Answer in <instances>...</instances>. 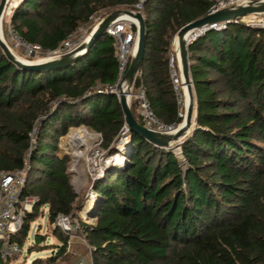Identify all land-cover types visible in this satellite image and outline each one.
Wrapping results in <instances>:
<instances>
[{
    "label": "trees",
    "instance_id": "trees-1",
    "mask_svg": "<svg viewBox=\"0 0 264 264\" xmlns=\"http://www.w3.org/2000/svg\"><path fill=\"white\" fill-rule=\"evenodd\" d=\"M138 1L19 0L10 23L24 41L54 49L101 9H138L145 38L134 87L143 84L163 122L179 123L170 43L180 26L207 13L209 3L142 0L137 8ZM187 56L194 116L179 142L183 158L126 131L129 161L92 180L97 219L78 223L92 264H264V27L232 20L209 28L188 43ZM117 76L115 40L106 30L75 61L46 70L16 65L0 47V170L27 161L21 195L37 197L12 241L24 243L43 204L51 222L58 213L76 215L70 156L57 155L58 139L86 124L114 150L124 114L116 93L97 88ZM134 102L130 108L141 122ZM53 233L61 241L57 249L23 264L68 257L69 236L58 226ZM10 258L0 257V264Z\"/></svg>",
    "mask_w": 264,
    "mask_h": 264
},
{
    "label": "built area",
    "instance_id": "built-area-1",
    "mask_svg": "<svg viewBox=\"0 0 264 264\" xmlns=\"http://www.w3.org/2000/svg\"><path fill=\"white\" fill-rule=\"evenodd\" d=\"M141 1L142 0L136 2L135 5L137 8H141L142 6ZM205 1L209 3L207 13H210L224 7L247 5L250 3H256L264 0H205ZM93 16L94 14L90 16L91 20L93 19ZM100 20L101 18L98 19V21L96 20L92 24L93 25L92 29H94V27L98 24ZM233 21H241L249 25L264 27V11H255V12L243 14ZM226 23L227 21H220V22H213L211 24L203 25L197 28L196 30H194L191 34V39L189 38L188 40H192L197 35L205 32L209 28L224 27ZM137 28H138L137 19L135 18L134 20L128 17H119L113 20L106 28V31L110 35H112L115 40L116 56L118 60V76H117V80L114 83L107 84L104 87H98L97 90L112 91L116 93V95H118L119 82L121 78L124 76L127 66L129 64L130 57L135 50L136 40H137ZM18 38L31 50L46 52V54H48L47 56H42L39 59V61L50 57L58 56L63 53H67L85 40V39L83 41L80 40L79 37L74 36V33H72L54 49H43L39 44L28 43L23 39H21L20 37ZM174 45H175L174 46L175 54L174 55L171 54L169 59V74L178 104V115H180L183 118L187 106L185 101L186 83L183 80V76L179 65V60L177 59V44ZM137 74H139V71ZM133 83L129 88L128 101L131 98H133L136 101L137 110L141 119V123L146 127H148L149 129H153L156 131H161V132L173 131L175 129V126L179 123L163 122L154 113L143 84H139L134 87ZM31 140L33 141L34 139ZM177 155L183 158L180 148H178ZM26 167H27V161L24 162V165L22 167H17L11 171L0 170V257L3 260H6L8 257L13 255L19 256L23 253L24 250L23 246L15 241H12L10 239V235L11 233L19 230V228L22 225L26 211H30L33 207V204L37 200V197L34 194L21 195V189L25 182ZM93 192L95 193L94 190ZM43 205H45L46 210L48 212V205L47 204H43ZM53 224L59 226L62 230L65 229L70 230L71 225H73L70 219V215L64 213H58L55 216ZM32 244H34V241Z\"/></svg>",
    "mask_w": 264,
    "mask_h": 264
},
{
    "label": "rangeland",
    "instance_id": "rangeland-1",
    "mask_svg": "<svg viewBox=\"0 0 264 264\" xmlns=\"http://www.w3.org/2000/svg\"><path fill=\"white\" fill-rule=\"evenodd\" d=\"M13 1L14 0H10L4 12L3 26L0 27L1 37L10 46L12 51L20 58L28 62L39 61L42 56H47L48 54H46V52L33 51L28 48L12 29V25L10 23V11L19 0L17 2ZM107 13L106 9H101L96 12L92 20L86 24L80 25L77 28L74 32V36L79 37L82 41L84 39L86 40L87 35L92 30V24L96 20L98 21V19L105 16ZM175 37L176 33L170 43L171 49L174 53ZM121 87H123V83L121 84ZM134 103V99L131 98L129 100V104L134 105ZM84 126V130L87 134H96L94 139L88 142L86 141V138H81L79 136L80 132H78V136H75L73 140L58 139L59 144H57L58 146L56 149L57 155L62 156L64 154H68L70 156L68 170L71 172V182L78 195L77 203L80 205V207L76 209V215H70L71 222L73 223L70 230H64V232L69 236L66 248L68 257L60 259L59 264H92L90 246L84 236L79 234L81 225L78 224L79 220L91 224L96 222V220L89 221L86 218L88 216L90 218L94 217L97 219L94 212L96 210L98 197L93 192L92 180L101 176L108 166L127 163L132 152L131 140H126L124 137L126 132L118 133L113 143L114 150L110 152L102 145V135L100 132L94 130L86 124H84ZM35 132L36 130H32L30 133L32 139H34ZM171 148L177 153L180 145L179 143H174ZM55 226L57 225H54L53 221L51 222L47 216L45 205L41 206L37 215L32 221H30L29 231L26 235L24 243L22 244L24 249L23 253L19 256H11L5 264H23L24 260L29 262L35 256H44L56 250L61 241L58 236L53 233V228ZM39 235H41V237ZM33 241L36 242V244L33 245V249L29 251L28 248L32 247L30 245H32Z\"/></svg>",
    "mask_w": 264,
    "mask_h": 264
},
{
    "label": "water",
    "instance_id": "water-1",
    "mask_svg": "<svg viewBox=\"0 0 264 264\" xmlns=\"http://www.w3.org/2000/svg\"><path fill=\"white\" fill-rule=\"evenodd\" d=\"M8 0H0V19L5 10ZM11 10V9H10ZM255 11H264V1H259L256 3H250L247 5H237L234 7H224L220 8L214 12L206 13L195 19H192L176 31L177 49L179 53V65L183 80L186 83L188 89L190 101L186 106L185 114L182 120L175 126V129L170 132H161L153 129H149L143 125L137 117L133 114L128 97L126 93L118 91V100L120 102L123 114H124V125L121 129V133H125L126 130H131L153 142L154 144L161 147H171L174 143H179L181 138L190 130L193 124V109H194V94L192 88V81L189 77L188 72V56H187V45L191 40V34L197 28L211 24L213 22L220 21H231L237 19L243 14H247ZM122 13H127L133 16L138 21L137 28V40L134 53L131 55L129 64L124 74V78H127L129 83V88L134 82V79L140 69L142 59H143V49H144V38H145V22L141 11L132 10L127 8H117L108 12L105 16L101 18L98 24L92 29L87 39L77 45L74 49L67 53H63L58 56L50 57L35 62H28L24 59L18 57L4 39L0 36V47L6 56L13 61L16 65L46 70L50 68L60 67L72 63L81 54H83L87 48L91 45L94 38L102 31L106 30L108 25L115 19L121 17ZM189 32V35H186ZM129 93V89L127 91ZM130 139L132 137L130 136ZM133 147V146H132Z\"/></svg>",
    "mask_w": 264,
    "mask_h": 264
},
{
    "label": "bare ground",
    "instance_id": "bare-ground-1",
    "mask_svg": "<svg viewBox=\"0 0 264 264\" xmlns=\"http://www.w3.org/2000/svg\"><path fill=\"white\" fill-rule=\"evenodd\" d=\"M17 1H18V0H14L13 2H17ZM9 2H10V0H8L7 5H6V7H5V10H6V8H7ZM5 10H4V12H5ZM4 12H3L2 17H1V19H0V27L3 26ZM121 17H128V18H131V19H134V20H135V18H134L133 16L128 15L127 13H122V14H121ZM188 33H189V32H187L186 35H189ZM0 36H1V34H0ZM1 38H2V37H1ZM175 39H176V37H175ZM174 42H175V44H177V40H174ZM9 47H10V46H9ZM177 56H178V60H179L178 49H177ZM18 57H19V56H18ZM21 59H22V58H21ZM123 81H125V82H123ZM122 83H123V87H121V84H122ZM118 86L120 87L119 91H120V92H124V93H126V95H127V97H128V93H127V91H128V89H129V83H128L127 78L122 77L121 80H120V82H119V85H118ZM185 101H186V104H188L189 101H190V97H189V93H188V89H187V87H185ZM84 128H85L84 125H82V126H80V127H70L69 132L67 133V135H65L64 137H62V139H63V140H73V138H75V136H78L77 133L80 132V135H79V136H80L81 138H86V141L90 142L92 139H94V137H96V134H94V133H92V134H87V133L85 132ZM124 137H125L126 140H130V136H129V135L125 134ZM86 218H87L89 221H94V220H96V218H94V217H93V218H90V217L88 216V217H86Z\"/></svg>",
    "mask_w": 264,
    "mask_h": 264
},
{
    "label": "crops",
    "instance_id": "crops-1",
    "mask_svg": "<svg viewBox=\"0 0 264 264\" xmlns=\"http://www.w3.org/2000/svg\"><path fill=\"white\" fill-rule=\"evenodd\" d=\"M193 115H194V109H193Z\"/></svg>",
    "mask_w": 264,
    "mask_h": 264
}]
</instances>
